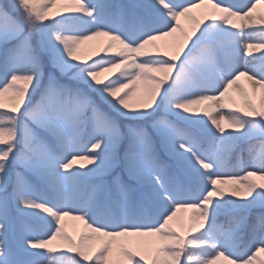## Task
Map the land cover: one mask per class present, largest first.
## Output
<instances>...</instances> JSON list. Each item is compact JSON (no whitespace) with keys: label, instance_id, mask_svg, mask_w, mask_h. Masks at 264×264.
<instances>
[{"label":"snow or ice","instance_id":"obj_1","mask_svg":"<svg viewBox=\"0 0 264 264\" xmlns=\"http://www.w3.org/2000/svg\"><path fill=\"white\" fill-rule=\"evenodd\" d=\"M58 2L0 4V264H264V0Z\"/></svg>","mask_w":264,"mask_h":264},{"label":"rangeland","instance_id":"obj_2","mask_svg":"<svg viewBox=\"0 0 264 264\" xmlns=\"http://www.w3.org/2000/svg\"><path fill=\"white\" fill-rule=\"evenodd\" d=\"M59 1H61V4H60V5L54 4V5L52 6V10H51V12L49 13V15L54 16L57 12H61V13L65 12L66 5H65V3H64V0H59ZM12 2H13V0H0V4H4V5H9V4H11ZM201 16H202V15H201ZM201 16H200V17H201ZM200 17H199V18H200ZM184 29H185V28H184ZM185 30H186L187 32L191 33V30H192V29H185ZM182 39H183L182 37H180V38L175 37V38L172 40V44L174 45L175 43H177L178 41H180V40H182ZM108 43H109V40H108L107 37H96V38H94V39H92V40L85 41V42H83V43L79 46V48H78V50H77V55H78V57H79L81 60L91 62L92 59L85 60V56L88 55V53H91V52H90L91 49L94 48V51H95V49H97V48H99L100 46H103V45L105 46V45H107ZM175 50H176V48H175ZM175 50H174V51H175ZM168 51H169V50H168ZM94 53H96V51H95ZM254 54H255V53H254ZM96 57H97V56H96ZM96 57H94L93 59H95ZM115 75H116V72H108V73H104V74L102 75L101 79H105V80H107L108 78H114ZM246 87H248V86H246ZM145 89H146V85L144 84V82H139V83L137 84V86H136V89H135V95L133 96V100L131 101V103H133L134 105L137 104V102H138V101L140 100V98L143 96V94H144V92H145ZM232 91H235V89H232ZM230 94H231V93H230ZM231 95L236 99L237 104H239V103H240V99H241V98H240V95H237V94H236V91H235V94L232 93ZM258 96H259V94H258ZM37 98H38V97H37ZM4 102H5L6 104L8 103L6 97L4 98ZM253 102H254V104H256L257 107H258V106H259V97L257 98V96H255V97L253 98ZM225 127H227V125H225ZM254 143L256 144V146H257V148H258V147H259V143H258V141H254ZM241 158H242V159H247V152L243 153ZM229 159H230V163H231L232 165H237V164H238V160H237V158H236V155H232ZM81 164H84V165H86V166H88V167H91V165L88 164L87 161H82V160H79V161L75 162V165H74V166L79 167V165H81ZM257 182L259 183L260 181H257ZM192 211H193L192 209H187V210H186L187 218H190V216H191V214H192ZM188 220H189V219H188ZM180 223H183V225H184L183 230H181V228H180ZM187 223H188V221H186V222H178V225L175 224V225H173V226L177 227V230H178V231H182V234L187 235ZM65 228H66L68 234L71 236V238H72L73 240H75V241L78 242L79 239H80V234H81V232L83 231V226H78L77 224H74V223L71 221V222H70V225H69V226H65ZM53 243H54V245H60L62 248H66V247H67V245L61 244L60 241H55V242H53ZM261 258H264V253L261 254ZM221 264H222V262H221Z\"/></svg>","mask_w":264,"mask_h":264},{"label":"bare ground","instance_id":"obj_3","mask_svg":"<svg viewBox=\"0 0 264 264\" xmlns=\"http://www.w3.org/2000/svg\"><path fill=\"white\" fill-rule=\"evenodd\" d=\"M57 5H60L61 4V1H59L58 3H56ZM204 9L201 8V9H193L192 13L190 14V16H195L197 18H199L202 13H203ZM258 11L259 12H264V5H260L258 6ZM181 25L183 28L185 29H193L195 27V23L189 19V18H186V17H182L181 18V21H180ZM177 37V38H180V33L177 32V33H174L172 36L170 37H165L162 41H159L158 43H161V44H165L167 43L169 45L168 49L169 51H174L175 50V47H173L172 45V40ZM106 45L104 46H100L99 48L95 49L96 53H94V48L91 49V53H88V55L85 56V60H89V59H93L94 57H96L98 54H104V49H105ZM117 49L116 48H113L110 50L111 53H114ZM162 50H164L162 48ZM242 82L245 84V86H248V82L242 78ZM230 93L232 94H235V91H232L230 90ZM237 95H239L238 92H236ZM257 98L259 97L258 94L256 95ZM79 161V160H77ZM76 161V162H77ZM189 218H187V215H186V210H183L180 214H178V220L177 221H174L173 222V225H178V222H186L188 221ZM73 222L74 224H77L78 226H83V222L82 221H78V220H71L69 218H65V226H69L70 225V222Z\"/></svg>","mask_w":264,"mask_h":264}]
</instances>
